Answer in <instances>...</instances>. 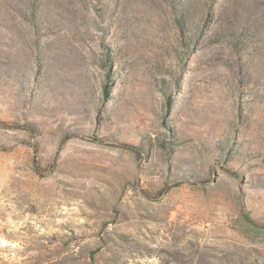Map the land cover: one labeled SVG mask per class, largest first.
<instances>
[{"label": "rangeland", "instance_id": "obj_1", "mask_svg": "<svg viewBox=\"0 0 264 264\" xmlns=\"http://www.w3.org/2000/svg\"><path fill=\"white\" fill-rule=\"evenodd\" d=\"M0 264H264V0H0Z\"/></svg>", "mask_w": 264, "mask_h": 264}, {"label": "trees", "instance_id": "obj_2", "mask_svg": "<svg viewBox=\"0 0 264 264\" xmlns=\"http://www.w3.org/2000/svg\"><path fill=\"white\" fill-rule=\"evenodd\" d=\"M107 90H109V88H107ZM35 164H38V162H37V159L35 158Z\"/></svg>", "mask_w": 264, "mask_h": 264}]
</instances>
